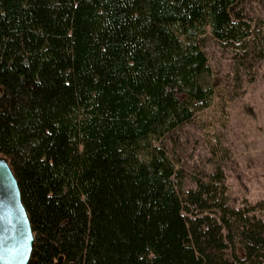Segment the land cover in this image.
<instances>
[{"label":"trees","instance_id":"16d2710c","mask_svg":"<svg viewBox=\"0 0 264 264\" xmlns=\"http://www.w3.org/2000/svg\"><path fill=\"white\" fill-rule=\"evenodd\" d=\"M239 3L0 0V156L27 264H264V197L231 206L220 164L185 188L165 147L213 102L200 36L237 70L264 59V20Z\"/></svg>","mask_w":264,"mask_h":264},{"label":"rangeland","instance_id":"374dc122","mask_svg":"<svg viewBox=\"0 0 264 264\" xmlns=\"http://www.w3.org/2000/svg\"><path fill=\"white\" fill-rule=\"evenodd\" d=\"M239 6L248 22L264 20V0H240ZM200 44L211 70L213 102L172 132L165 147L185 188L220 164L230 205L253 204L264 197V59L237 70L232 53L208 31Z\"/></svg>","mask_w":264,"mask_h":264},{"label":"water","instance_id":"95a60500","mask_svg":"<svg viewBox=\"0 0 264 264\" xmlns=\"http://www.w3.org/2000/svg\"><path fill=\"white\" fill-rule=\"evenodd\" d=\"M34 234L9 160L0 156V264H27ZM54 264H71L58 256Z\"/></svg>","mask_w":264,"mask_h":264}]
</instances>
